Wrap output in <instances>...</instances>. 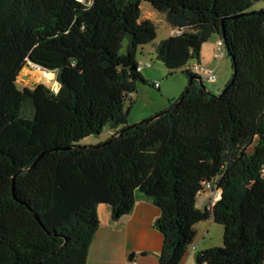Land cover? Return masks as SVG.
Returning a JSON list of instances; mask_svg holds the SVG:
<instances>
[{"label": "trees", "instance_id": "16d2710c", "mask_svg": "<svg viewBox=\"0 0 264 264\" xmlns=\"http://www.w3.org/2000/svg\"><path fill=\"white\" fill-rule=\"evenodd\" d=\"M255 1L0 0V264H87L99 207L117 221L139 195L160 210L159 264H180L211 218L223 245L198 251L199 264H264V9L251 11ZM143 2L174 31L154 44L170 74L200 77L190 61L218 34L233 75L218 95L193 79L131 126L126 103L148 83L138 53L157 37ZM28 64L55 73L58 90L19 88ZM107 126L108 139L81 144ZM207 184L219 197L200 207Z\"/></svg>", "mask_w": 264, "mask_h": 264}, {"label": "rangeland", "instance_id": "374dc122", "mask_svg": "<svg viewBox=\"0 0 264 264\" xmlns=\"http://www.w3.org/2000/svg\"><path fill=\"white\" fill-rule=\"evenodd\" d=\"M141 9L143 18L150 19L156 25L157 37L153 43L147 44L143 51H139L138 53V61L140 65H143L142 67L144 71H146L147 76L144 77L148 80V83H139L137 93L134 94V102H131L132 104L130 101L126 103V109L129 106L131 107L129 114L130 125L138 123L166 109L170 104L169 99L174 100L179 98L186 90L189 82L187 74L183 73L182 70L170 74L155 53L154 44L173 34L171 26L166 21V14L154 9L148 2H143ZM262 9H264V0H256L251 7V11H259ZM220 39V35L213 34L212 37L204 43L206 47V49L204 48L206 63H202V67L204 66V68L213 71L216 75V79L214 81L205 79V77L201 75L203 73L200 70H197L198 74L196 73L198 76L204 78L202 79V83L207 91L215 95H218L223 91L231 81L233 75L232 61L227 50H225L224 56L217 55L216 48ZM128 44L129 38L126 37L123 41L121 52H126ZM146 63H150V66H145ZM190 63L197 64L199 62L197 59H192ZM40 69L41 68L31 66L30 64L25 66L17 77L19 88H34L39 84L44 83L51 89L57 91L59 84L56 80L55 73L52 72L55 79L51 80L39 75L38 71H40ZM155 83L162 85V88L159 89L158 86H155ZM151 111L155 112L152 113ZM112 133V128L107 126L103 133L84 138L81 141V144H98L108 139ZM205 197H208L207 193H201L198 196V201H203L202 207H204L205 204ZM103 206L108 210V205ZM215 227L216 230H212L211 234L208 235L209 238H207L204 243L207 242L210 245H214V247L222 246L224 228L220 224H216ZM201 231L203 236L207 235L206 229H202Z\"/></svg>", "mask_w": 264, "mask_h": 264}, {"label": "crops", "instance_id": "0c3cea01", "mask_svg": "<svg viewBox=\"0 0 264 264\" xmlns=\"http://www.w3.org/2000/svg\"><path fill=\"white\" fill-rule=\"evenodd\" d=\"M204 48L206 49L205 44L201 51V65L206 63ZM142 74L147 76L144 69ZM160 88L162 85H159ZM207 194L204 207L211 201L209 193ZM104 207H99L101 225L93 237L87 264H159L163 237L155 227L160 214L158 207L148 198L139 195L132 211L117 221L112 219L111 208L108 206L107 210ZM216 224L218 223L212 218L197 224V237L193 242L196 249H189L180 264H199L196 259L198 251L214 247L204 242L212 230H216ZM202 229H206L207 235L203 236Z\"/></svg>", "mask_w": 264, "mask_h": 264}, {"label": "built area", "instance_id": "2783aa9c", "mask_svg": "<svg viewBox=\"0 0 264 264\" xmlns=\"http://www.w3.org/2000/svg\"><path fill=\"white\" fill-rule=\"evenodd\" d=\"M172 32L174 33V31H172ZM216 49H217V55H221V56L225 55L226 45L222 39H220V41L218 42ZM142 66L143 65H140L139 69H142L143 68ZM145 66H150V63H146ZM191 69L193 70V72H195L197 74H198L197 70L202 71L203 74H201V75L204 76L205 79H207L209 81H214L216 79V75L213 73V71L210 69H206V68L202 67L201 63L194 64ZM155 86H159V84L155 83ZM204 193L205 194L209 193V197H210L211 201L208 205H210V206H212L215 203V201L217 200V198L219 197V191L218 190H215V191L211 190L210 184H207L205 186V192ZM199 205H201V202L199 203ZM189 249L195 250L196 246L194 244H191L189 246L188 250Z\"/></svg>", "mask_w": 264, "mask_h": 264}, {"label": "water", "instance_id": "95a60500", "mask_svg": "<svg viewBox=\"0 0 264 264\" xmlns=\"http://www.w3.org/2000/svg\"><path fill=\"white\" fill-rule=\"evenodd\" d=\"M227 52H228V48H227ZM193 79H197V80H199V81L201 82V84H202L203 89H204L205 91H207V89H206V87L203 85V83H202V79H201L200 77H197V76H191V77H190V81L188 82L187 88H186V90L184 91V93H186V92L189 90L190 85H191V81H192ZM231 83H232V81L229 82V84L224 88V90L228 89V87H230ZM166 109H167V108H166ZM147 119H149V118H146V119H144V120H142V121H145V120H147ZM142 121H140V122H142ZM140 122H138V123H140ZM136 124H137V123L132 124L131 126L136 125ZM133 255H134V252L132 253V256H133Z\"/></svg>", "mask_w": 264, "mask_h": 264}, {"label": "bare ground", "instance_id": "6f19581e", "mask_svg": "<svg viewBox=\"0 0 264 264\" xmlns=\"http://www.w3.org/2000/svg\"><path fill=\"white\" fill-rule=\"evenodd\" d=\"M39 73V75H41V76H43V77H45V78H48V79H55L54 78V74L52 73V72H50V71H48V70H44V69H40V71H38Z\"/></svg>", "mask_w": 264, "mask_h": 264}]
</instances>
